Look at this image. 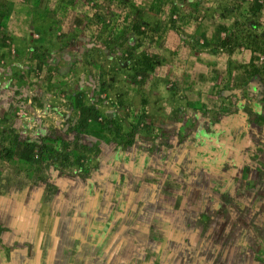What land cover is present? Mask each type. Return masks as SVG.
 <instances>
[{
    "label": "rangeland",
    "instance_id": "374dc122",
    "mask_svg": "<svg viewBox=\"0 0 264 264\" xmlns=\"http://www.w3.org/2000/svg\"><path fill=\"white\" fill-rule=\"evenodd\" d=\"M119 1L0 0L6 255L264 264V0ZM174 176L191 209L173 227L153 195Z\"/></svg>",
    "mask_w": 264,
    "mask_h": 264
},
{
    "label": "crops",
    "instance_id": "0c3cea01",
    "mask_svg": "<svg viewBox=\"0 0 264 264\" xmlns=\"http://www.w3.org/2000/svg\"><path fill=\"white\" fill-rule=\"evenodd\" d=\"M219 141H220V143H223L222 141H225V140L222 139ZM223 145L224 144H218L217 149L218 150L220 149V151H217L216 153H221V149H222ZM224 146H226V145H224ZM225 149L226 148H224V153L228 152L227 150L225 151ZM202 152H203V155L210 157V150L209 149H205ZM181 159L186 160V157L182 156ZM223 161H224V159H223ZM192 163L195 165L193 160H192ZM194 168H196V166H194ZM190 169H191V167L189 168V171H188L189 174L192 172ZM180 179H181L180 177L174 176L171 180H165L164 182H162V183H165V184H163L164 187L158 188V191L163 193V194L160 195V193H159V194H157L158 196H155L156 193H154L153 200L163 201L162 204L158 202V207L161 208L163 213L167 214V215H165V217L161 218V220H158L157 223L158 222L160 223L162 220L167 219L168 222L173 227L178 226L179 222H177V219L175 220V218L186 217L188 212H190L191 208L185 207V205H182L183 203H182L181 199L187 198L188 196H186V194L182 195V193H183L182 188L184 187V184L181 182ZM150 195H152L151 192H149V190H147L146 192L140 193L139 198L140 199L149 198ZM181 195L183 197H181ZM132 199L134 200L133 197H130V200H132ZM183 200H185V199H183ZM178 201H179V205L177 204ZM194 211H195V209H194ZM204 211H206V210L203 208V210L200 212H204ZM202 224L206 225V223H201L200 221H198V223H195L193 228H191L194 230V232H195V233L193 232L194 234H198V232L203 227ZM108 226H106V222H104L102 219L96 218L93 220V222L89 225V228H87V231L89 234H92L93 236L96 235L97 238H95V239L93 238V241H91L89 243H85L84 246H79L80 247L79 248L80 249V252H79L80 255H82V256L85 255V253H86L85 250L87 248L89 250V248H92L93 246L100 247L99 246L100 244H97V242L102 239V236L100 238H99V236L103 235V232L106 234L105 231H109V229H107ZM109 237H110V235L108 236V239H109ZM88 244H90L89 247H88ZM164 246H166V245H164ZM10 250H13V249L5 247V246L0 244V264H12L10 262L8 256L6 255L8 252H11ZM68 257H69L68 254H66L65 255L66 259L64 261L65 263H66Z\"/></svg>",
    "mask_w": 264,
    "mask_h": 264
},
{
    "label": "trees",
    "instance_id": "16d2710c",
    "mask_svg": "<svg viewBox=\"0 0 264 264\" xmlns=\"http://www.w3.org/2000/svg\"><path fill=\"white\" fill-rule=\"evenodd\" d=\"M88 1H92V2H94L93 4L95 5V6H98V7H100V6H102L99 2H100V0H88ZM109 2H111V3H116V7L117 6H119L120 8H121V6H125V2L124 1H119V0H108ZM67 2L68 3H70L71 5H73V6H77V3L78 2H82V0H67ZM94 6V7H95ZM105 7V6H104ZM107 7V6H106ZM108 7H111L110 5L108 6ZM107 7V8H108ZM97 8V7H96ZM132 29L135 31V33H143L144 34V32H141V30H140V26H138L137 28L133 25L132 26ZM258 49H260V47H258ZM147 60H148V58H146ZM144 65H147L148 66V68L149 69H151V65L152 64H150V63H147L146 62V64L144 63ZM154 65V64H153ZM133 127H135L134 125H133ZM13 154H14V152L13 151H11L10 153H9V157H13ZM223 191H225V190H223ZM204 209L206 210V211H204V212H199L198 213V219L199 220H201V219H203V223H207V216H209V208H208V206H204ZM197 217V216H196Z\"/></svg>",
    "mask_w": 264,
    "mask_h": 264
}]
</instances>
